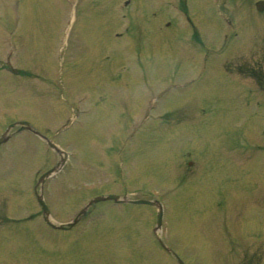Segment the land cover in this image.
<instances>
[{
    "label": "rangeland",
    "instance_id": "374dc122",
    "mask_svg": "<svg viewBox=\"0 0 264 264\" xmlns=\"http://www.w3.org/2000/svg\"><path fill=\"white\" fill-rule=\"evenodd\" d=\"M97 1L100 4L94 12L95 15H89V12L94 10V0H0V6H8L0 10V34L3 24L9 27L10 32L15 31L18 34L16 41L18 47L13 42V48L21 50L28 61L34 62L31 64H38L34 71L39 72L38 76H44L42 78L34 74L32 77H29V74L24 77L21 76L19 70H21L24 60L22 61L19 54L17 57L14 56L12 63L19 70L14 69L15 74H12L10 71L0 70V119L12 118V120H16L23 116H29L34 104L36 105L34 110L38 115H41V112L43 116L49 115L50 110L44 104L45 100L50 93L53 98L61 94V90L58 92L61 83H58L57 77L52 79L53 75L49 74V71L46 69L47 64L45 58H43V46L45 44L48 47L45 48V52L48 51L50 56V66H54L56 58L59 57L61 59L59 50L64 46L65 39H67V46L64 52L75 49L86 50V48L88 52L93 50L90 56L87 54L85 60L78 61L79 63L75 65L74 70L68 77L67 87L76 91L89 88L92 89V92L99 94H105V92L121 93V99L116 98L112 94L107 95V102L104 107L111 110V112H114V103L115 105L121 103V106H125V103L130 102L126 98L127 93H130L134 89L133 86L126 84L130 76H123L118 84L109 83L104 80V78H111L107 75L110 70L109 67L112 65L115 68L119 67L121 63L124 64L126 58L122 61L120 59V64L117 63L116 58L110 63L105 58H100V56H104V49L108 47L107 44L112 42V39H109L112 36L111 30L116 28V23L113 26L110 22L114 21L110 15L112 11L115 12L113 3L110 8L108 1L106 5L104 4L105 0ZM116 1H118L116 8L120 18L126 21V8L120 3L123 0ZM169 1L171 0H147L149 4L146 7L140 6V0H134L133 3L135 12L139 14L141 11H147L148 13L151 11L152 15L154 14L153 12L160 9L157 12L159 14L151 18L154 19L151 22L156 26L158 38L152 39L150 36L151 32L139 30L142 21H139V23L137 20L135 21L137 23L135 28L137 29L136 34H138L139 41H137L136 37L134 51L139 55L138 62L142 63V66H145L147 71L152 70L149 64H154L152 63L153 61L163 62V65L159 67L160 69H157V67L154 71H151L152 73L150 72L151 86L156 85V78H153L154 72L163 74V67L166 70L167 65L171 61L175 63V66L183 64L191 56L192 48H194L190 43L188 48L179 50L176 55L171 49L168 50L166 42L163 41L167 37L174 36L177 38L175 27L177 21L181 22L170 9L168 5ZM214 1L216 2V0ZM224 1L219 0L216 2V6H222ZM17 2L18 6L16 8ZM197 2L201 6L200 12L203 16V12H206L207 8L210 11L209 7H215V4H210L207 0H198ZM70 3L74 4L75 8V26L73 25L74 29H71L73 33L70 31L66 36V30L70 26ZM234 3L235 5H239L238 0L234 1ZM172 5L175 10V1ZM235 7H229L228 5L227 9H229V13L233 12L232 16L235 17L233 18L236 20V27L238 28L239 23L242 24L249 20L247 17L251 13H249L246 7L245 14L247 16L244 18L241 15L244 7ZM162 12L166 13V15H161ZM208 15L204 17L209 19ZM213 15L217 19V21L213 19V22H215V25L218 22L217 27L222 39L224 38V23L221 21L217 9L216 13L213 12ZM206 18L203 22L206 21ZM157 20H159V24H157ZM170 20L174 24L168 27L165 26V23ZM259 21L252 25L251 31L247 33L246 43L249 42L248 44H250L251 49L245 52L239 48L236 51L231 50L227 53L224 47L225 51L223 50L220 53V60L229 59L225 63L229 61L231 64L237 65L242 61L249 60L254 65L253 68L255 70H257L256 68L263 69L262 77L264 78V41L262 38H259L264 33V25L260 17ZM195 22L199 35L203 37V34H205L206 36L205 30L201 27V16L197 19L195 18ZM95 23L96 25L92 30ZM182 26L185 27L184 24ZM205 27L206 30L210 29L208 25ZM80 30H83V33L81 32L82 36H80ZM117 31L121 30L117 29ZM62 32L63 36L55 37ZM182 35L187 36L184 30H182ZM47 36L53 37L46 39ZM127 37L123 38V42L127 40L124 43V47L129 48V39ZM235 40L239 39L235 36L230 40L233 42V45L237 43ZM173 41L171 43H174ZM240 45L243 47L242 43ZM59 46L60 49H57ZM4 50H6L5 45H0V56ZM94 51L97 52L95 55ZM8 52L10 53V49H8ZM124 52L129 55L133 51L125 49ZM170 52L175 57H171ZM193 52L195 55V50ZM188 53L189 55H187ZM127 59L128 63L130 57H127ZM147 59L149 60V64H146ZM94 60L97 62H94ZM35 61L38 62L35 63ZM100 61L105 64L100 63ZM218 65L220 66V70L218 71L220 73L219 76L212 79V81L211 79H205V83L208 82L210 87H203L197 93H193L197 89H191L186 92L183 90L179 93L178 89H171L166 99V101H169V106H173L170 109L172 113L170 115L171 123L167 127V130H161L158 133L160 134L159 136L153 138L154 134L147 137H143L145 136L143 135L142 140L140 137L134 140L135 142L131 148L132 145H126L125 147L121 145L127 134L126 128L121 136L118 133L111 141L108 139L104 131L105 129H103V123L101 127L99 125L96 126L93 131H87L88 129L76 131L77 144H81L80 150L90 153L92 157L87 158V161H84V159L76 161L74 164L73 157L71 160V166L73 167L65 175L66 181H63V179L58 180V182H65V185H62L66 189L63 192L64 196L62 198L58 197L61 207H65L67 202H71L69 206L71 207L73 205L72 202L75 201L76 203L78 200L79 205H81L85 199L103 191V188L107 185L110 187L108 190H120L124 186L125 190L129 187L132 190H140V193L144 195L146 194L143 192L144 190L149 193V191L152 192L153 188L166 189L162 191V197L164 202L170 206L166 232L169 239H171V243L186 255L193 264H241L245 255L239 250L240 242L246 239H264V137H259L262 127L254 123V130L245 128L243 136L241 134L247 146H244V143L235 139L233 143L237 144H234L233 147H223L225 143H223L224 137L220 134V128L224 127L223 125L227 123V118L226 116L221 117L222 113H217L214 109L212 112L210 106L214 108L219 106L214 100L212 93L215 84H222L220 81L226 84L222 85L229 90H232L234 85V82H229L230 77L232 81L233 79L234 81L237 80L239 84L247 83L253 87L258 86L257 88H264V81L259 82L258 80L256 82L254 79L256 78V72L254 73L255 76H251V78L247 74L245 78H242L236 72L230 75V77L222 76L223 70L221 69L220 61ZM175 66L171 70V73L174 72ZM59 67L60 74V64ZM26 70L30 71L31 69L26 68ZM63 72L67 73L66 67L63 69ZM51 79L52 83L50 84L49 80ZM62 83H64V79ZM143 88L145 89V84H143ZM140 90V86L139 89L135 88L136 93ZM256 92L258 94V91ZM35 94L39 96L37 97ZM41 95L43 96L40 97ZM133 96L135 95L133 94ZM256 98H258L257 95H254L252 100L255 101ZM104 101V99H101L100 102L104 103ZM45 106H47V109ZM49 106L52 107L50 103ZM137 114L138 112L135 118L138 116ZM26 119L38 130H42L40 125L34 122H41V120H38L36 117L33 118L34 121L29 118ZM48 119H52L50 121L52 122L51 124H57L60 116L55 113L53 116L49 115ZM123 119L122 114H118L115 121L122 122ZM254 121L255 118L253 119ZM210 123L213 125H210ZM230 126H233V123ZM189 130L193 132V134H190L191 138H189L193 140L192 142L188 141V134L191 133ZM198 131L208 136L204 137L200 135L206 138L207 141L202 140L199 136L196 137L195 132ZM210 134L213 139H210ZM94 138L99 139L101 146L90 148L91 145L89 143ZM87 144L89 147H87ZM252 145L255 146V149L248 148V146L252 147ZM256 146L258 149L261 146L262 150H256ZM186 147L188 148L186 149ZM8 148L10 150L6 153L5 158L0 159V170L2 171L8 169L11 172H17V166L21 165L24 172L27 171L28 175H31L42 172L56 164V156L49 153L45 145L42 147L38 146L33 137L30 138L27 135L14 137L9 143ZM67 148L73 151L69 146ZM202 148L204 151L201 150ZM122 159L125 161V166L119 168ZM189 160L194 161L192 165H188ZM15 166L17 171L14 168ZM92 171L95 173H92ZM89 172L92 173L90 176L86 174ZM142 179H146V183H149V186L142 184ZM159 185L160 187H154ZM3 194L5 197L3 200L0 199V204L4 203L1 212L12 207V204H9L12 199L10 197L12 195L11 189L4 190ZM247 195H250L249 200ZM26 199L30 203L31 200L26 196L23 198V201ZM217 200L223 201L221 208L218 206L222 204L218 203ZM59 209V206H55V210L63 217L69 215L73 210L69 208L70 211L68 212L70 213L65 215L66 207L61 208V211ZM152 210L151 207L145 205L142 207H129L128 211H108L106 215L104 212L103 215L101 211H98L97 214L100 213L103 216H100L101 218L99 217L100 220L97 222L88 225L89 227L77 226L71 232L56 236L58 240L67 239V243L63 245L57 244L54 250L68 253L57 255L56 260H61L63 262L61 264H75L77 257H83L85 264H170L167 262L169 259L167 261L163 259V253L159 252L160 250L157 247L151 248L152 245L143 247L144 242L146 243L150 240L148 239V228L152 224L150 218L145 220L147 217L143 216L146 213L149 217V213L151 214ZM14 211L8 210V212ZM3 213L5 212H2L0 215ZM7 215L10 219L12 218L11 214ZM252 217L255 220L248 219ZM259 217H261L260 221ZM138 223L143 224L144 230L139 229ZM223 223L227 224L229 234H226L225 227L221 228ZM256 223L257 226H254ZM31 227H33L32 224H15L0 228V259L20 261L22 258H27L28 260L34 257L32 255L35 254L36 256L39 253V246L34 240L38 239V237L36 233H31ZM79 228L81 232L85 228L89 229L83 235L82 233H78L81 237L75 238L77 237L76 231ZM255 228L257 232H260V236L254 238L247 237L248 233ZM135 229L138 231L137 234ZM67 245L70 246L69 252L67 251ZM254 247H257V243L254 244ZM152 249L154 250L153 252H151ZM252 252L257 253L258 257L261 254L255 249L247 251L248 254ZM29 253L31 255H28ZM196 255H198L197 258ZM255 260L257 261L258 258ZM50 263L51 261L45 262V264ZM56 264L59 263L56 262ZM261 264H264V260Z\"/></svg>",
    "mask_w": 264,
    "mask_h": 264
}]
</instances>
